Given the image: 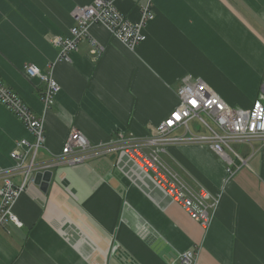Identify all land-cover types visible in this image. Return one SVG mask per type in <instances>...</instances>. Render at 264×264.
Returning <instances> with one entry per match:
<instances>
[{"label": "crops", "instance_id": "obj_1", "mask_svg": "<svg viewBox=\"0 0 264 264\" xmlns=\"http://www.w3.org/2000/svg\"><path fill=\"white\" fill-rule=\"evenodd\" d=\"M91 1L0 0V77L44 117L40 160L59 154L72 129L92 144L121 132L152 136L177 105L174 89L185 74L200 76L231 106H251L264 67V0H152L155 16L134 50L95 24L100 55L87 40L58 59L54 38ZM146 1L115 5L137 21ZM28 63L59 85L46 112L45 85L25 75ZM23 137H30L25 126L0 102V169L12 165L9 153ZM233 147L246 163L234 157L231 176L208 146L169 145L161 155L185 182L217 198L206 229L119 150L57 165L46 193L34 183L13 203L21 225L0 224V264H127L110 256L112 237L133 264H177L186 250L192 264H264V147Z\"/></svg>", "mask_w": 264, "mask_h": 264}, {"label": "built area", "instance_id": "obj_2", "mask_svg": "<svg viewBox=\"0 0 264 264\" xmlns=\"http://www.w3.org/2000/svg\"><path fill=\"white\" fill-rule=\"evenodd\" d=\"M115 1L92 0L74 10V23L68 28L67 34L53 40L59 47L58 59L67 61L70 53L77 50L78 44L87 40L93 46L91 53L100 55L103 47L97 45L90 32L95 24L103 26L113 38L130 50L145 41L147 36L144 29L155 16L152 0L138 6L137 21L130 20L122 13ZM24 73L28 78L45 85L41 102L46 112L59 92V85L52 72L43 70L35 63H28L24 67ZM174 92L178 103L157 124L152 136L140 138L132 132H121L114 142L115 147H107L112 140L91 144L79 130L72 129L59 154L50 160H40V150L45 147L46 140L44 117L35 115L0 77V102L23 123L30 135L29 138L23 137L15 142L9 153L12 165L0 169V224L10 220L21 225L13 213L12 205L29 185L34 184L37 172L52 170L62 163H81L93 155L119 150L141 172L147 174L189 218L198 222L203 229L208 228L217 198L205 187L195 188L185 182L166 164L161 155L169 145L208 146L226 162L227 175L231 176L237 168L234 157L242 164L246 163L234 149V144L259 143L260 147H264V67L257 95L248 108L231 106L200 76L192 74L180 77ZM194 119L205 129L204 133L190 127V122ZM178 257L181 264H192L194 252L186 250Z\"/></svg>", "mask_w": 264, "mask_h": 264}, {"label": "rangeland", "instance_id": "obj_3", "mask_svg": "<svg viewBox=\"0 0 264 264\" xmlns=\"http://www.w3.org/2000/svg\"><path fill=\"white\" fill-rule=\"evenodd\" d=\"M190 127L192 129H195L196 131L198 130L201 133H204V131H205V129L200 125V123L196 119H194V120H192L190 122ZM117 138H118V136L115 137L112 140V142H110V144H107L106 146L107 147H111V146H114L115 147L114 142H116ZM118 249H119V247L117 245V242L115 240V237H112L111 238V247H110V252H109L110 256L113 257V258H115V259H116V257H118V258L120 257L127 264H133V260L130 258L131 255L127 251L120 250V249L118 250ZM191 251H193V250H191ZM177 264H181V260H180V258L178 256H177Z\"/></svg>", "mask_w": 264, "mask_h": 264}, {"label": "water", "instance_id": "obj_4", "mask_svg": "<svg viewBox=\"0 0 264 264\" xmlns=\"http://www.w3.org/2000/svg\"><path fill=\"white\" fill-rule=\"evenodd\" d=\"M53 175L52 170H45L43 172H37L34 176V183L39 187V190L43 193L47 192L49 183Z\"/></svg>", "mask_w": 264, "mask_h": 264}, {"label": "bare ground", "instance_id": "obj_5", "mask_svg": "<svg viewBox=\"0 0 264 264\" xmlns=\"http://www.w3.org/2000/svg\"><path fill=\"white\" fill-rule=\"evenodd\" d=\"M109 141H111V140H109ZM109 141H107V142H109Z\"/></svg>", "mask_w": 264, "mask_h": 264}]
</instances>
